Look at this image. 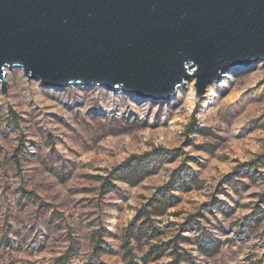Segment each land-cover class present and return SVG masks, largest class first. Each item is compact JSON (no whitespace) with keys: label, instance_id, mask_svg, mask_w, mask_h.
I'll use <instances>...</instances> for the list:
<instances>
[{"label":"rangeland","instance_id":"obj_1","mask_svg":"<svg viewBox=\"0 0 264 264\" xmlns=\"http://www.w3.org/2000/svg\"><path fill=\"white\" fill-rule=\"evenodd\" d=\"M6 70L0 264H264V61L168 98Z\"/></svg>","mask_w":264,"mask_h":264},{"label":"water","instance_id":"obj_2","mask_svg":"<svg viewBox=\"0 0 264 264\" xmlns=\"http://www.w3.org/2000/svg\"><path fill=\"white\" fill-rule=\"evenodd\" d=\"M264 61V0H0V84L28 79L168 98ZM193 66L197 69L191 70Z\"/></svg>","mask_w":264,"mask_h":264},{"label":"trees","instance_id":"obj_3","mask_svg":"<svg viewBox=\"0 0 264 264\" xmlns=\"http://www.w3.org/2000/svg\"><path fill=\"white\" fill-rule=\"evenodd\" d=\"M255 163H253V167H254ZM141 162L140 160H136V163H133L130 167V169L128 168L129 171H125L124 173H126L125 175H129L132 172H138L139 170H141ZM127 170V169H126ZM123 173V171L121 172ZM160 207L156 206V209L158 212H163V210H165V206L167 205V203L165 201H162V199H160ZM146 212V211H145ZM154 232L158 230V227L153 226ZM175 254V260L171 261L168 264H180V261L183 259V255L182 253H179L177 251V249H175V252L173 253ZM130 264H136L133 260L130 262Z\"/></svg>","mask_w":264,"mask_h":264}]
</instances>
